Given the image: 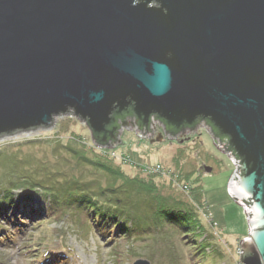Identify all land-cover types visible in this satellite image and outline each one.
<instances>
[{
  "label": "water",
  "instance_id": "95a60500",
  "mask_svg": "<svg viewBox=\"0 0 264 264\" xmlns=\"http://www.w3.org/2000/svg\"><path fill=\"white\" fill-rule=\"evenodd\" d=\"M71 112L101 145L204 124L237 167L240 261L264 264V0H0V138Z\"/></svg>",
  "mask_w": 264,
  "mask_h": 264
},
{
  "label": "rangeland",
  "instance_id": "374dc122",
  "mask_svg": "<svg viewBox=\"0 0 264 264\" xmlns=\"http://www.w3.org/2000/svg\"><path fill=\"white\" fill-rule=\"evenodd\" d=\"M156 127L158 132L165 131L162 125ZM119 139L114 145L98 146L89 126L72 112L56 117L51 127L0 138V195L8 191V198L15 199L0 217V264H52L38 259L58 252L66 254L60 264H133L138 258L151 264H242L240 242L249 235V225L245 207L229 191L236 165L207 128L199 126L177 138L168 135L153 141L138 134L137 128L123 126ZM68 147L86 158L122 166L124 178L136 174L140 179L143 175H149L144 180L154 179L152 196L139 197L138 192L134 196L138 200L134 211L148 220L145 225L150 224L152 231L133 237L114 231L103 235L91 218L87 221L74 207L61 216H33V207L27 213V199L36 207L44 202V191L29 184L56 186L50 192L58 193L74 179H96L105 186L114 177L86 165ZM122 182L120 178L118 184ZM197 187L206 202V206L195 205L203 225L201 236L196 226L182 231L165 220L154 224L149 215L159 203L152 209L150 201L153 205L181 199L187 204L194 190L199 192ZM48 199L42 204L44 214ZM39 217L44 218L43 224Z\"/></svg>",
  "mask_w": 264,
  "mask_h": 264
},
{
  "label": "trees",
  "instance_id": "16d2710c",
  "mask_svg": "<svg viewBox=\"0 0 264 264\" xmlns=\"http://www.w3.org/2000/svg\"><path fill=\"white\" fill-rule=\"evenodd\" d=\"M129 116V114L118 116L114 125L120 126L119 122ZM119 130L120 127L117 129L116 133H118ZM171 131L173 134L179 135L181 133V131H175L173 129H171ZM96 144L98 146H104V144ZM68 149L78 155V158L86 163V165L102 168L106 171L107 175L114 177H107L109 179L105 186H101V183L98 184L96 179H93L94 181H80L74 179L65 183L58 193L56 191L50 192V190H53L56 186L48 187L37 183L29 184L30 186L34 185L37 189L44 191V194H42V199L44 200V202L42 201L43 205L45 203V198L47 197H49L48 200H50V202H48L47 213L44 214L45 211L43 209L45 205L43 206L42 204H39V207H36L32 200L27 199L25 201L27 213L33 207L32 210L36 211L33 216L45 215L47 217L57 215L58 213H60L59 216H61L62 214L66 215L68 210H70L71 207H74L87 217V221L91 218L93 226L95 228L97 227L103 235L114 231L113 233L119 234L118 236L127 235L133 237L135 234L142 235L146 231H152L150 224L145 225L148 220L146 218L142 220L134 211V206L138 201L134 199V196L136 192H138L139 197L143 193L152 196L153 189H155L153 186L155 184L154 179L151 178L153 182L144 180V177L147 178L149 175L145 176L143 174L141 179L138 178L136 174L128 175V178H124L127 174L123 168H121L122 166L112 165L110 162L105 164V162H101L97 159L90 157L86 158V155L79 154V152L73 148L68 147ZM120 178H122L124 182L118 184ZM137 181L139 183H137ZM26 187L27 186H23V188ZM198 190L199 192L197 189L194 190V195L190 199L191 202H187V204L181 201V199L172 200L170 201L171 203H168V200L164 199L158 202L155 201L153 205L150 201L151 205L149 204V206L152 209L157 203H159V205L154 211L152 210V215H149V217L154 224H156L158 219L161 221L165 220L172 224L175 223L176 226H180L182 231H190L192 230V227L196 226L200 229L198 234L201 236L203 233V225L201 223V217L198 216V211L195 205L200 204L201 206H206V202H204L205 200L200 187ZM8 197H10L8 191H5L0 195V217L6 212L5 206L14 205L15 199ZM18 205L19 204L16 203L14 207L16 208ZM86 211H88L86 214L87 216L84 213ZM93 214H95V216ZM37 219L41 220L44 218L39 217ZM44 222L45 220L42 224ZM65 255L66 254L63 252L52 253L51 255L44 253V258H39L38 261L42 260L45 261V263L51 262L52 264H60Z\"/></svg>",
  "mask_w": 264,
  "mask_h": 264
},
{
  "label": "flooded vegetation",
  "instance_id": "af4514ba",
  "mask_svg": "<svg viewBox=\"0 0 264 264\" xmlns=\"http://www.w3.org/2000/svg\"><path fill=\"white\" fill-rule=\"evenodd\" d=\"M152 127H153V125H151ZM158 132V130L156 131V133ZM144 136H147L145 133H144ZM148 137V136H147ZM154 137H156V134L153 136V137H150L151 139H153ZM224 137H222L221 138V144H224ZM222 149L224 150V151H226V152H230V149L228 148V146L225 144L223 147H222ZM231 156V155H230ZM232 160H233V158H232ZM234 162V161H233ZM237 169V167H235V170Z\"/></svg>",
  "mask_w": 264,
  "mask_h": 264
},
{
  "label": "crops",
  "instance_id": "0c3cea01",
  "mask_svg": "<svg viewBox=\"0 0 264 264\" xmlns=\"http://www.w3.org/2000/svg\"><path fill=\"white\" fill-rule=\"evenodd\" d=\"M200 126H204V127H205V125H204V124H201Z\"/></svg>",
  "mask_w": 264,
  "mask_h": 264
},
{
  "label": "built area",
  "instance_id": "2783aa9c",
  "mask_svg": "<svg viewBox=\"0 0 264 264\" xmlns=\"http://www.w3.org/2000/svg\"><path fill=\"white\" fill-rule=\"evenodd\" d=\"M154 120V119H153Z\"/></svg>",
  "mask_w": 264,
  "mask_h": 264
}]
</instances>
